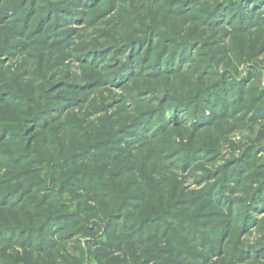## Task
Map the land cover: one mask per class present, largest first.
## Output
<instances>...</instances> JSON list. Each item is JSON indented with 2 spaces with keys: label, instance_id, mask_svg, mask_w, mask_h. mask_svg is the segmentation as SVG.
Masks as SVG:
<instances>
[{
  "label": "rangeland",
  "instance_id": "obj_1",
  "mask_svg": "<svg viewBox=\"0 0 264 264\" xmlns=\"http://www.w3.org/2000/svg\"><path fill=\"white\" fill-rule=\"evenodd\" d=\"M0 264H264V0H0Z\"/></svg>",
  "mask_w": 264,
  "mask_h": 264
}]
</instances>
